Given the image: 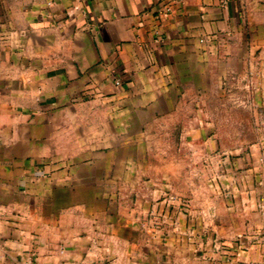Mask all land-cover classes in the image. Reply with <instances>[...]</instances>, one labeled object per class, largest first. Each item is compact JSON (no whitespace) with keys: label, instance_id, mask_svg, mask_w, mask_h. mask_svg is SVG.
Masks as SVG:
<instances>
[{"label":"crops","instance_id":"0c3cea01","mask_svg":"<svg viewBox=\"0 0 264 264\" xmlns=\"http://www.w3.org/2000/svg\"><path fill=\"white\" fill-rule=\"evenodd\" d=\"M249 261L264 0H0V264Z\"/></svg>","mask_w":264,"mask_h":264},{"label":"built area","instance_id":"2783aa9c","mask_svg":"<svg viewBox=\"0 0 264 264\" xmlns=\"http://www.w3.org/2000/svg\"><path fill=\"white\" fill-rule=\"evenodd\" d=\"M159 10L160 11L158 12V17H165V16H167L170 13V6L165 4ZM114 84L116 86H119L120 85V80L116 79L114 81ZM246 264H264V261H249Z\"/></svg>","mask_w":264,"mask_h":264}]
</instances>
